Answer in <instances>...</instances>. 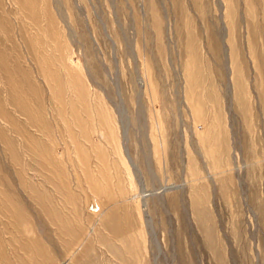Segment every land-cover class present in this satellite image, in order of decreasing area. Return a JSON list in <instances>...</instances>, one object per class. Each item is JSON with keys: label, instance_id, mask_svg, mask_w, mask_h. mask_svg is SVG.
<instances>
[{"label": "rangeland", "instance_id": "obj_1", "mask_svg": "<svg viewBox=\"0 0 264 264\" xmlns=\"http://www.w3.org/2000/svg\"><path fill=\"white\" fill-rule=\"evenodd\" d=\"M0 264H264V0H0Z\"/></svg>", "mask_w": 264, "mask_h": 264}, {"label": "bare ground", "instance_id": "obj_2", "mask_svg": "<svg viewBox=\"0 0 264 264\" xmlns=\"http://www.w3.org/2000/svg\"><path fill=\"white\" fill-rule=\"evenodd\" d=\"M143 186H144V184H143V182L141 183V193H140V195L136 198V200L139 202V204H140V209H141V212L142 213H144V214H146L147 212H145L146 210H145V208L147 207V200H148V198L149 197H151V195L153 194V193H150L149 191H146V190H144V188H143ZM177 188H179V187H165L164 189H163V191H166V190H175V189H177ZM148 220V219H147Z\"/></svg>", "mask_w": 264, "mask_h": 264}]
</instances>
